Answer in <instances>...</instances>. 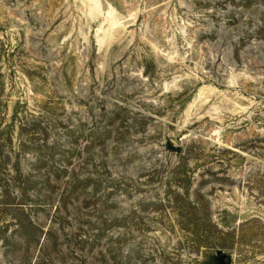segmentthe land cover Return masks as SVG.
Wrapping results in <instances>:
<instances>
[{"label": "rangeland", "instance_id": "obj_1", "mask_svg": "<svg viewBox=\"0 0 264 264\" xmlns=\"http://www.w3.org/2000/svg\"><path fill=\"white\" fill-rule=\"evenodd\" d=\"M214 257L264 264V0H0V264Z\"/></svg>", "mask_w": 264, "mask_h": 264}, {"label": "water", "instance_id": "obj_2", "mask_svg": "<svg viewBox=\"0 0 264 264\" xmlns=\"http://www.w3.org/2000/svg\"><path fill=\"white\" fill-rule=\"evenodd\" d=\"M170 142H171V144H172L174 147H177V143H176L174 140H171ZM223 264H228V261H227L226 258H224V260H223Z\"/></svg>", "mask_w": 264, "mask_h": 264}, {"label": "trees", "instance_id": "obj_3", "mask_svg": "<svg viewBox=\"0 0 264 264\" xmlns=\"http://www.w3.org/2000/svg\"><path fill=\"white\" fill-rule=\"evenodd\" d=\"M219 258L218 257H214L213 258V264H219Z\"/></svg>", "mask_w": 264, "mask_h": 264}]
</instances>
